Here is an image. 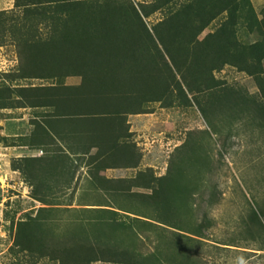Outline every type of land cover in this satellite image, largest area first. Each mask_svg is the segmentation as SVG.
<instances>
[{
	"label": "trees",
	"instance_id": "16d2710c",
	"mask_svg": "<svg viewBox=\"0 0 264 264\" xmlns=\"http://www.w3.org/2000/svg\"><path fill=\"white\" fill-rule=\"evenodd\" d=\"M14 8L22 11L29 35H18L19 16L9 19L10 13H0V47L5 33H14L20 56L10 81L59 82L0 85V111H44L21 141L23 146L43 148L45 157L12 163L30 184L32 201L42 205L16 223V255L29 264H208L205 240L213 222L207 216L199 220L193 207V188L199 190L201 184L170 194L171 171L158 178L149 169L129 180L101 174L139 167L141 155L128 141V115L146 113L148 104L171 96L175 85L187 104L184 91L193 96L207 118L210 111L198 97L216 90L220 82L214 74L228 66L252 77L258 90L251 96L221 91L227 93L228 110L236 107L241 117H251L264 131V9L257 13L250 0H157L140 10L131 0H15ZM156 12L165 16L149 27L145 20ZM243 33L255 36V41L242 42ZM72 77L82 78L81 85L65 86ZM186 146L177 149L180 157ZM80 156H89L91 189L122 197L128 204L118 205V211L92 210V220L79 216L60 230L57 224L63 221L53 217L85 212L59 208L71 206L73 200L62 203L55 197L72 190L75 158ZM254 203L242 234L245 240L264 244V201ZM147 243L152 249L145 251Z\"/></svg>",
	"mask_w": 264,
	"mask_h": 264
},
{
	"label": "rangeland",
	"instance_id": "374dc122",
	"mask_svg": "<svg viewBox=\"0 0 264 264\" xmlns=\"http://www.w3.org/2000/svg\"><path fill=\"white\" fill-rule=\"evenodd\" d=\"M131 1L140 10L141 5L150 8L157 0ZM250 1L257 13L264 9V0ZM14 4L15 0H0V13H10L9 19L19 16L20 18H17L19 20H15L21 31L18 35L25 37L29 35V25L24 20L22 11L15 10ZM164 16L163 12H156L145 22L150 27L159 23ZM218 24L219 21L205 34L213 31ZM5 34V42L3 47H0V85L14 88L59 84L56 80L11 82L10 76L18 71L20 56L17 44L14 42L15 34L10 32ZM240 39L250 44L256 38L243 33ZM214 78L220 82L216 90L198 97L201 106L210 111L207 118L193 96L184 91L191 103L187 104L175 85L170 89L171 96L164 101L148 104L146 113L128 115V141L141 155L139 167L108 170L101 176L111 180H129L136 177L139 172L150 169L156 177L162 178L171 171L174 181L169 183L170 194L180 193L182 187L192 188L197 184L200 187L201 184V189L193 188L195 194L193 207L199 220L207 216L213 222L212 228L206 232L207 263L264 264V251H258L264 247V244L245 240L242 234L246 228L244 223L248 221L250 209H256L254 200L264 201V131L256 126V122L251 117H241L236 107L229 111V103L226 104L224 97L227 93L221 92L230 90L251 96L258 90L252 77L240 73L233 67L228 66L216 72ZM177 79H180L179 76ZM82 81L80 77L67 78L64 85L80 86ZM221 101H224L223 105ZM43 113L44 111L25 109L0 111V264H29L23 255H16L15 226L24 213L37 210L42 205L32 201L30 184L19 171L13 170L12 163L22 158L45 157L46 150L23 146L21 141L29 137L33 128L32 123L35 119L40 120L39 116ZM185 144L187 146L183 158V155L180 157L176 151ZM39 152L42 154L39 155ZM95 153L96 151H92V155ZM88 159L89 156L75 158L77 172L72 190L55 196L60 198L62 203L73 200L71 206H59V208L85 211L80 214L59 213L53 217L58 223L63 221L57 224L60 230L64 228H60L61 225H69L70 222L80 218L83 221L92 220L95 216L90 212L92 210L118 211L116 210L118 205L128 204L122 197H113L111 193L106 192L96 193L97 191L91 189L87 176ZM181 170L185 173L183 176ZM142 191L144 190H134V192ZM155 224L163 229L181 233L166 225L156 222ZM59 229L58 231L61 232ZM151 249L148 243L143 247L145 251ZM40 264L57 263L46 260Z\"/></svg>",
	"mask_w": 264,
	"mask_h": 264
},
{
	"label": "built area",
	"instance_id": "2783aa9c",
	"mask_svg": "<svg viewBox=\"0 0 264 264\" xmlns=\"http://www.w3.org/2000/svg\"><path fill=\"white\" fill-rule=\"evenodd\" d=\"M40 154L39 155H41L42 153L41 152H39Z\"/></svg>",
	"mask_w": 264,
	"mask_h": 264
},
{
	"label": "crops",
	"instance_id": "0c3cea01",
	"mask_svg": "<svg viewBox=\"0 0 264 264\" xmlns=\"http://www.w3.org/2000/svg\"><path fill=\"white\" fill-rule=\"evenodd\" d=\"M36 157V156H35ZM87 167H89V166H87ZM110 171V170H109ZM101 175H103V174H101Z\"/></svg>",
	"mask_w": 264,
	"mask_h": 264
}]
</instances>
